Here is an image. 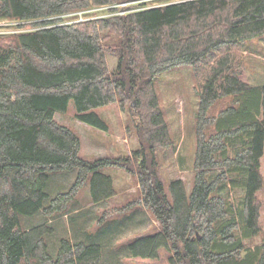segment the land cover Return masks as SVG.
Returning a JSON list of instances; mask_svg holds the SVG:
<instances>
[{
    "label": "trees",
    "instance_id": "16d2710c",
    "mask_svg": "<svg viewBox=\"0 0 264 264\" xmlns=\"http://www.w3.org/2000/svg\"><path fill=\"white\" fill-rule=\"evenodd\" d=\"M150 1L0 0V20L15 28L0 33V264H100L97 242L63 237L52 252L50 225L25 219L72 212L84 185L92 202L110 198L115 188L106 167L136 174L137 206L158 223L127 244L132 256L264 264V240L253 243L264 207V84L244 80L234 56L244 42L264 36V0ZM107 55L116 58L112 70ZM200 64L209 70L196 89L187 187L160 176L156 149L172 139L156 83L169 70ZM130 100L144 108V122L136 123L139 148L130 157H83L77 132L55 119L72 103L77 120L106 130L94 109L115 102L124 109ZM62 170H77L73 183L50 195L47 183ZM226 187L237 197L222 193Z\"/></svg>",
    "mask_w": 264,
    "mask_h": 264
},
{
    "label": "rangeland",
    "instance_id": "374dc122",
    "mask_svg": "<svg viewBox=\"0 0 264 264\" xmlns=\"http://www.w3.org/2000/svg\"><path fill=\"white\" fill-rule=\"evenodd\" d=\"M178 1V0H173ZM166 0H151L150 4H164ZM126 3H121L123 7ZM121 13L123 11H120ZM101 13V12H100ZM79 17V19L91 18ZM78 19V20H79ZM9 21L0 20V33L15 31ZM236 60L242 63L243 79L250 84H264V36L244 42L234 49ZM116 58L107 55L109 69H114ZM209 70L208 64L200 66L184 65L160 75L156 83L159 105L168 125L172 146L157 148V162L160 176L168 182L180 178L187 187L193 178V159L195 150V120L198 107L197 88ZM227 104V98L215 102L211 111L217 112ZM72 103L67 112H57V122L68 125L79 135L80 154L89 159L103 156L130 157L139 148L136 123L144 122L139 113L137 101L130 100L122 109L117 102L94 109L107 123L108 129L81 122L74 117ZM264 173V153L261 158ZM132 165H136L134 159ZM105 173L111 175L115 194L103 201H91L88 185L82 186L72 199V212L42 219L41 214L28 216L27 223H48L52 229L47 240L52 252L57 251L61 238L97 242L100 246V264H168L165 260L156 261L139 258L129 254L127 244L138 235L151 234L158 223L150 213L137 206L139 184L136 174L118 167H106ZM77 170H62L49 179L46 189L50 195L64 191L76 176ZM231 198L237 197L235 191L222 189ZM264 197V190L260 192ZM108 218H106L107 215ZM262 231L253 243L264 240V207L261 213ZM55 245V246H54ZM54 246V247H53Z\"/></svg>",
    "mask_w": 264,
    "mask_h": 264
}]
</instances>
